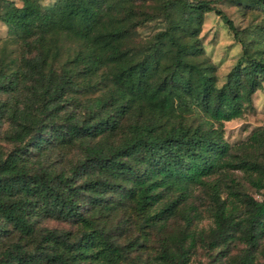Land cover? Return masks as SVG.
<instances>
[{
    "label": "trees",
    "instance_id": "1",
    "mask_svg": "<svg viewBox=\"0 0 264 264\" xmlns=\"http://www.w3.org/2000/svg\"><path fill=\"white\" fill-rule=\"evenodd\" d=\"M243 1L255 12L238 26L214 0H0V122L10 143L0 152V264L120 262L138 245L118 238L130 211L161 229L196 185L210 202L206 246L238 240L227 264L255 263L264 253V127L236 154L222 126L264 82V0ZM209 11L239 46L220 82L199 36ZM74 144L80 155L64 169L39 160ZM43 217L77 229L46 227ZM191 220L185 212L164 234L158 264L188 263Z\"/></svg>",
    "mask_w": 264,
    "mask_h": 264
},
{
    "label": "rangeland",
    "instance_id": "2",
    "mask_svg": "<svg viewBox=\"0 0 264 264\" xmlns=\"http://www.w3.org/2000/svg\"><path fill=\"white\" fill-rule=\"evenodd\" d=\"M19 1V0H14ZM41 4L47 5L54 0H38ZM214 5L220 8L235 25L242 26L247 23L254 14V9L246 6L243 0H214ZM147 29L142 28L140 32ZM7 35L6 26L0 22V39ZM202 46L205 53L216 64L217 82L223 78L224 72L233 63L239 53V46L231 37L223 21L214 12L205 13L204 21L199 33ZM67 40L62 41L57 57L53 60L52 65L58 69L66 57ZM88 94V93H86ZM85 94V95H86ZM4 95L0 94V98ZM251 107L244 110L239 116L222 122L223 135L230 144V151L236 154L242 152L243 146H246L247 136L255 127H264V82L251 95ZM7 126L5 120L0 122V152H5L10 143L2 137L3 131ZM81 147L78 144L65 146L63 148L53 146L47 150L44 156L39 160L44 165L56 169H64L68 163L80 155ZM229 174L241 183V188L248 194L256 197L258 191L249 185L244 173L238 169H230ZM223 194V192H221ZM180 209L168 217L163 228L146 227L140 225L139 217L134 211H130L129 217L119 229L118 238L120 242H126L128 239L136 238L138 242L130 251L124 260L115 264H158V258L155 255L160 249L161 240L164 234L180 228L183 224V214L185 212L192 215L191 227L197 231V240L187 264H227L226 258L238 253L242 243L238 240L231 241L227 246H217L208 248L203 238L208 227L212 224L210 215V202L207 190L200 185H196L192 194L185 202L179 205ZM193 207V209H190ZM129 209H126V212ZM125 220V219H124ZM39 224L46 227H55L76 231L77 225L52 217L40 218ZM264 244V235L260 238L259 247ZM88 264H101L100 262H90ZM254 264H264V253L258 252L255 256Z\"/></svg>",
    "mask_w": 264,
    "mask_h": 264
}]
</instances>
